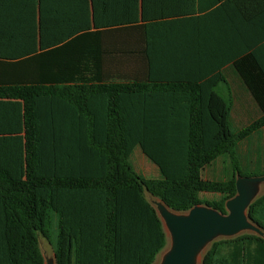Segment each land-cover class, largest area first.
I'll return each instance as SVG.
<instances>
[{
    "label": "trees",
    "instance_id": "1",
    "mask_svg": "<svg viewBox=\"0 0 264 264\" xmlns=\"http://www.w3.org/2000/svg\"><path fill=\"white\" fill-rule=\"evenodd\" d=\"M29 11L33 41L39 31L41 48L75 36L38 55L37 80L0 79V98L19 103L17 113L2 117L10 121L2 131L21 133L18 142L1 145L0 264H44L38 233L49 240V210L55 213L54 264H152L165 233L145 192L175 211L204 203L226 213L240 173L232 158L254 134L263 140L264 168V62L255 52L238 55L233 67L257 113L232 130L229 104L213 92L204 94L196 81L139 85L69 76L74 70L100 71V28L135 21L139 0H0V59L35 51L2 47L14 35L3 31L29 24ZM58 25L66 32L46 38V29ZM76 42L81 59L73 64L64 56ZM53 69L57 73L44 78ZM135 149L157 176L133 169ZM221 156L231 158L228 171L204 177ZM201 192L219 196L205 200ZM247 215L264 233V194L248 204ZM200 264H264V236L212 241Z\"/></svg>",
    "mask_w": 264,
    "mask_h": 264
},
{
    "label": "crops",
    "instance_id": "2",
    "mask_svg": "<svg viewBox=\"0 0 264 264\" xmlns=\"http://www.w3.org/2000/svg\"><path fill=\"white\" fill-rule=\"evenodd\" d=\"M51 4L48 1L47 5ZM129 6L131 2H126V8ZM26 17L29 24L3 31L6 36L14 35L4 38L2 47L11 53L31 47L35 51L20 58L0 59V79L37 80L38 55L62 47L75 36L65 38L54 47L41 48L39 31L33 41L31 11ZM66 30L62 25L48 27L45 36L59 37ZM100 33V71L76 74L74 70L69 76L85 80L98 77L109 82L136 81L139 85L149 81H196L203 85L204 94L209 96L213 92L229 104V120L232 111L252 112L256 116L257 105L233 63L238 55L249 51L264 62V0H139L135 21L100 28ZM80 51L81 45L76 42L66 48L68 54L64 57L70 56L76 64L81 59ZM55 73L53 69L43 76L49 78ZM18 107L17 100L0 98V152L2 143L18 142L17 136L21 135L2 131L10 125L2 117L17 113Z\"/></svg>",
    "mask_w": 264,
    "mask_h": 264
},
{
    "label": "rangeland",
    "instance_id": "3",
    "mask_svg": "<svg viewBox=\"0 0 264 264\" xmlns=\"http://www.w3.org/2000/svg\"><path fill=\"white\" fill-rule=\"evenodd\" d=\"M251 108V107H249ZM252 109V108H251ZM249 111H252V110ZM251 115V116H250ZM255 115L254 113H243L232 111L231 112V119H230V128L232 130H238L248 124L249 120L253 118ZM136 150V149H135ZM263 158V140L258 134H254L250 139L246 141H242L238 145V149L234 153L235 162L238 164L240 173H236V179H240L241 183H243L248 192H249V201L251 202L257 196L264 194V168L262 164ZM231 158L227 156L219 157L210 167L206 168L203 171L204 177H212L213 175L221 177L224 175L226 170L228 171L231 165ZM130 163L133 169L144 176H155L157 169L154 168L153 164L148 161L145 157L140 154L139 151H135L132 153L130 157ZM244 173H251L254 174L253 176L258 177L257 180H245L241 179V176H247ZM146 199L150 202L153 206L157 216L161 220L162 227L165 233V245L157 252L152 264H160L162 261L163 256L165 253L170 249L172 239L170 232L161 216L162 207L161 205H165L159 198L151 196L148 192H145ZM200 198L205 200H211L218 198V193H210V192H201L199 194ZM199 205H205L204 203ZM169 208V207H168ZM187 211V210H186ZM186 211H178L180 213H185ZM49 240L43 237L40 233H38V245L40 251L43 256L44 264H54V254H53V241L56 238V228H55V213L49 210ZM257 234L264 236L262 232L259 234L257 231L253 229H244L234 235H221L216 234L210 240L205 242L202 247L197 251L193 264H200L201 257L203 253L209 248L212 241L220 240V239H227L234 237L238 234ZM52 242V243H51Z\"/></svg>",
    "mask_w": 264,
    "mask_h": 264
},
{
    "label": "water",
    "instance_id": "4",
    "mask_svg": "<svg viewBox=\"0 0 264 264\" xmlns=\"http://www.w3.org/2000/svg\"><path fill=\"white\" fill-rule=\"evenodd\" d=\"M257 180L256 176H241ZM236 193L225 201L226 213L196 204L185 213L161 205V216L170 232L172 243L160 264H193L197 251L214 235H234L244 229L263 231L247 215L249 192L240 179L235 181Z\"/></svg>",
    "mask_w": 264,
    "mask_h": 264
}]
</instances>
